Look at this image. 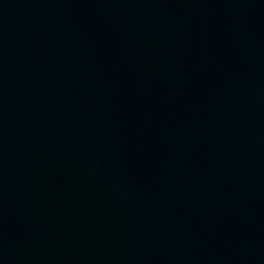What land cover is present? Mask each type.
Segmentation results:
<instances>
[{
	"label": "water",
	"instance_id": "obj_1",
	"mask_svg": "<svg viewBox=\"0 0 264 264\" xmlns=\"http://www.w3.org/2000/svg\"><path fill=\"white\" fill-rule=\"evenodd\" d=\"M0 228L264 264V0H0Z\"/></svg>",
	"mask_w": 264,
	"mask_h": 264
}]
</instances>
